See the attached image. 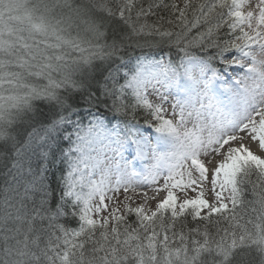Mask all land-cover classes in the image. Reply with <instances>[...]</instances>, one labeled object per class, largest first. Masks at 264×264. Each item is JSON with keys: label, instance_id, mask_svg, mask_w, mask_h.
Returning a JSON list of instances; mask_svg holds the SVG:
<instances>
[{"label": "snow or ice", "instance_id": "obj_1", "mask_svg": "<svg viewBox=\"0 0 264 264\" xmlns=\"http://www.w3.org/2000/svg\"><path fill=\"white\" fill-rule=\"evenodd\" d=\"M0 264H264V0H0Z\"/></svg>", "mask_w": 264, "mask_h": 264}, {"label": "rangeland", "instance_id": "obj_2", "mask_svg": "<svg viewBox=\"0 0 264 264\" xmlns=\"http://www.w3.org/2000/svg\"><path fill=\"white\" fill-rule=\"evenodd\" d=\"M177 3H179L180 5L183 4V0H176ZM151 195V193H149Z\"/></svg>", "mask_w": 264, "mask_h": 264}, {"label": "bare ground", "instance_id": "obj_3", "mask_svg": "<svg viewBox=\"0 0 264 264\" xmlns=\"http://www.w3.org/2000/svg\"><path fill=\"white\" fill-rule=\"evenodd\" d=\"M252 147H253V149L255 150V148H256V145L254 144V145H252Z\"/></svg>", "mask_w": 264, "mask_h": 264}, {"label": "trees", "instance_id": "obj_4", "mask_svg": "<svg viewBox=\"0 0 264 264\" xmlns=\"http://www.w3.org/2000/svg\"><path fill=\"white\" fill-rule=\"evenodd\" d=\"M153 19H154V18H150V21H149V22H152Z\"/></svg>", "mask_w": 264, "mask_h": 264}]
</instances>
